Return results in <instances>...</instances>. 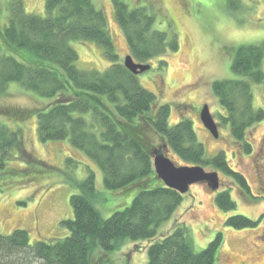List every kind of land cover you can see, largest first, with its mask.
<instances>
[{"label": "trees", "instance_id": "16d2710c", "mask_svg": "<svg viewBox=\"0 0 264 264\" xmlns=\"http://www.w3.org/2000/svg\"><path fill=\"white\" fill-rule=\"evenodd\" d=\"M113 3L132 57L141 63L161 58L159 67L166 68V55L180 46L171 25L159 31L154 27V10L131 9L123 0ZM45 9L44 17L28 14L23 1L11 0L9 20L0 25V97L7 96L11 84H19L36 98L47 100L46 105L27 110L4 107L0 113L13 115L16 122L36 113L43 142L68 141L99 167L104 187L114 195H123L126 200L122 205L129 199L131 204L104 218L97 203L107 198L98 192L96 175L91 172L71 196L72 219L61 221L66 237L33 244L27 230L17 229L8 235L0 232V264H93L96 249L103 253L97 264H114L111 255L128 242L136 246L147 243L149 264H217L221 234L201 252H195L183 224L166 236L159 235V228L182 204L183 195L158 178L153 153L166 148L185 166L222 172L250 195L245 176L231 167L225 152L207 157L190 120L170 125L169 106L159 105L157 96L143 88L120 62L107 15L93 0H46ZM73 41L101 46L110 67L101 72L79 69ZM263 63L264 45H242L235 49L232 60L238 78L213 85L226 112L222 123L249 155L252 146L245 139L247 132L264 120V110L255 107L253 96V85L264 84ZM149 130L160 137L157 146ZM21 138L20 129L0 122L2 170ZM216 203L225 211L237 206L229 192L218 194ZM260 220L236 215L227 224L250 229Z\"/></svg>", "mask_w": 264, "mask_h": 264}, {"label": "rangeland", "instance_id": "374dc122", "mask_svg": "<svg viewBox=\"0 0 264 264\" xmlns=\"http://www.w3.org/2000/svg\"><path fill=\"white\" fill-rule=\"evenodd\" d=\"M28 14L44 17L46 0H21ZM131 9L148 7L157 16L159 31L168 29L177 34L179 49L166 55L168 66L160 69L161 58L148 61L151 70L136 76L142 87L157 96L159 105L169 106V123L174 126L182 119L190 120L206 151L207 157L225 152L231 167L245 176L250 186L247 194L235 181L219 173L220 188L212 191L208 184L192 185L183 195L182 204L170 221L158 233L168 235L178 224L188 228L195 252H201L221 234L217 264H264V120L253 126L246 135L251 154H245L235 143L230 128L222 123L225 109L213 91L217 81L238 78L232 71L235 49L242 45H264V0H123ZM11 0H0V25L9 20ZM103 10L120 62L132 57L126 36L118 23L113 0H93ZM79 54L77 66L85 72L105 71L110 67L103 48L94 42H71ZM264 64V63H263ZM255 107L264 110V84L253 85ZM47 100L36 98L19 84L9 86L7 96L0 97L4 107L33 109L46 105ZM208 106L212 119L219 129V138L208 131L201 119L202 108ZM1 112V111H0ZM0 122L11 129L22 131L21 144L17 145L8 165L0 168V232L11 234L17 229L27 230L31 242L42 239L60 240L68 234L61 221L72 219L71 196L77 185L91 172L96 175V188L106 196L99 199L98 209L104 218L124 210L123 195H114L104 187L99 167L68 141L43 142L39 135L36 113L26 120L15 121L13 115L0 113ZM149 130L155 145L161 139ZM176 165L185 166L172 151L161 149ZM191 167V166H190ZM9 169L6 173V171ZM207 172H214L206 168ZM229 192L236 209L225 211L216 203L217 195ZM131 196V195H130ZM129 197V196H128ZM102 198V197H101ZM109 198V199H108ZM132 198V197H131ZM256 198V199H253ZM207 209L214 215H205ZM243 215L260 220L255 228H231L228 219ZM128 242L111 255L114 264H149L147 243ZM96 249L92 263L103 254Z\"/></svg>", "mask_w": 264, "mask_h": 264}, {"label": "water", "instance_id": "95a60500", "mask_svg": "<svg viewBox=\"0 0 264 264\" xmlns=\"http://www.w3.org/2000/svg\"><path fill=\"white\" fill-rule=\"evenodd\" d=\"M125 68L133 75H141L151 69L150 65L136 63L133 57H126ZM206 105L202 108L201 119L205 128L217 139L219 138V129L214 119H212L210 109ZM154 168L158 178L170 189H174L185 195L190 191L192 185L206 183L209 188L216 192L220 188L219 173L207 172L200 166H178L166 154L157 149L154 151Z\"/></svg>", "mask_w": 264, "mask_h": 264}, {"label": "bare ground", "instance_id": "6f19581e", "mask_svg": "<svg viewBox=\"0 0 264 264\" xmlns=\"http://www.w3.org/2000/svg\"><path fill=\"white\" fill-rule=\"evenodd\" d=\"M214 213H215V212H213V210H211V209H207V210L205 211V215H208V216L214 215Z\"/></svg>", "mask_w": 264, "mask_h": 264}]
</instances>
